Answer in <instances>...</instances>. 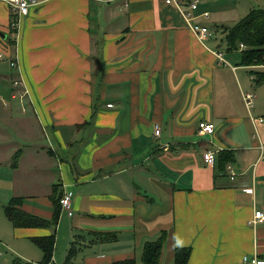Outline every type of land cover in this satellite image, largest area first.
<instances>
[{
  "label": "crops",
  "instance_id": "1",
  "mask_svg": "<svg viewBox=\"0 0 264 264\" xmlns=\"http://www.w3.org/2000/svg\"><path fill=\"white\" fill-rule=\"evenodd\" d=\"M243 4L264 0H201L197 14L209 13L213 33ZM11 20L0 0V50L30 94L0 87V204L22 198V211L48 222L73 193L70 217L60 207L56 226H11L14 238L53 234L50 264H143L162 233L159 264H173L176 248L191 249L187 264L264 259V223L250 224L264 213V82L249 73L264 66L242 67L221 30L201 44L165 0H40L15 37ZM201 121L212 135L198 134ZM207 150L234 152L225 176L203 162Z\"/></svg>",
  "mask_w": 264,
  "mask_h": 264
},
{
  "label": "trees",
  "instance_id": "2",
  "mask_svg": "<svg viewBox=\"0 0 264 264\" xmlns=\"http://www.w3.org/2000/svg\"><path fill=\"white\" fill-rule=\"evenodd\" d=\"M220 30L223 34L222 41L226 43V50L229 52H241L242 67L264 66V9H251L244 18L240 19L233 26H217L213 34L219 33ZM9 43H12V41L9 40ZM240 45L244 47L243 50H240ZM249 73L253 76V82L256 86L264 82V72L250 71ZM233 162L234 152L232 150L218 152L213 165L216 170L214 174L215 178L225 176L227 174L226 167ZM60 200H56L55 204H53L55 206L54 213L52 219L48 222L22 211V198L12 199L9 205L4 207V212L14 228H47L56 226L58 223ZM165 238L166 234L162 233L155 242L148 243L144 246L142 257H140L143 264H159ZM32 242L42 252L40 264H50L55 249L54 235L33 238ZM190 255V248H176L174 250L175 257L173 264H187ZM115 264H135V262L133 260H127Z\"/></svg>",
  "mask_w": 264,
  "mask_h": 264
},
{
  "label": "built area",
  "instance_id": "3",
  "mask_svg": "<svg viewBox=\"0 0 264 264\" xmlns=\"http://www.w3.org/2000/svg\"><path fill=\"white\" fill-rule=\"evenodd\" d=\"M7 3L9 10L11 12V23H10V35L12 37H15L17 35V30L19 28V24L21 19L24 16H27L29 14V11L32 8L37 7L40 4V0H1ZM165 2L168 5L174 6L185 18V21L187 23V26L189 30L196 36L197 40L205 45L206 42H208L212 37L213 33L209 29V27L206 25L207 20H209V13L204 12V13H199L198 12V7L201 3V0H165ZM244 47L240 45V50H243ZM5 51L0 50V61L4 59L6 54L4 53ZM217 58L220 61H223V57L221 56L220 53H216ZM11 67L17 68L18 64L16 59H12L10 63ZM14 87H19L22 89L24 92L21 93L20 99H22L25 95H28V91L26 87L24 86L23 82L21 79L15 80L13 83ZM13 98H15L13 96ZM255 97L254 93H247L244 95L243 101L248 110H251L254 107L255 104ZM260 122H263L264 120L261 118L259 120ZM215 127L212 123H209L207 121H201L198 124V134L200 136H207V135H212L215 131ZM154 135L155 137H159L160 131L157 126H155L154 129ZM264 144V142H263ZM261 149H264V146H261ZM203 162L206 165L213 166L215 163V157H216V152L212 150H207L206 152L203 153ZM228 173L231 175L230 179H234V174L231 170V168H228ZM249 194L251 191L248 192ZM247 193V194H248ZM72 198H73V193L71 191H64L63 196L61 197L60 200V207L62 211L70 217L72 215ZM264 223V213L263 211H255L253 220L250 221V224L253 226H256L258 224ZM243 264H264V259H261L257 256L253 257H243L242 259Z\"/></svg>",
  "mask_w": 264,
  "mask_h": 264
},
{
  "label": "rangeland",
  "instance_id": "4",
  "mask_svg": "<svg viewBox=\"0 0 264 264\" xmlns=\"http://www.w3.org/2000/svg\"><path fill=\"white\" fill-rule=\"evenodd\" d=\"M248 7H245L244 4L239 7V12H236V14L234 15V17H236L237 20L234 23L229 22L228 23L229 27L237 23L240 19L244 18L248 14V11L250 9L264 8L263 5H257V4H253L249 8ZM226 18L229 19L230 17L227 16ZM91 20L93 24L92 27L94 28L96 20H94V18H91ZM8 39L9 37L6 38L5 40L9 41ZM10 41H12L10 45L11 46L14 45L15 47L16 45V42L14 44L15 40H12L11 38ZM4 51L6 56L4 57L3 60L0 61V87L5 88V90L7 91L6 93L7 97L9 96L11 98V96L12 97L14 96L20 99L21 93H23L24 91L19 87H14L13 85L14 81L18 78L16 73V71L18 70L16 68L11 67L10 65L12 61L11 52L7 50V47L4 49ZM28 90L30 94L29 87ZM11 200H9L6 204H2V203L0 204V264H37L38 263L37 260L39 261L42 259L41 250L38 249L33 243L32 244L24 243L22 241H18V239L13 237L15 235V230L11 229V226L13 227V225L7 219L4 212V207L6 205H9ZM50 229H52V227ZM61 236L62 233L60 237ZM63 247H65V239L59 240L58 243L56 254L59 258L61 257V255L63 257L65 251L63 250Z\"/></svg>",
  "mask_w": 264,
  "mask_h": 264
},
{
  "label": "water",
  "instance_id": "5",
  "mask_svg": "<svg viewBox=\"0 0 264 264\" xmlns=\"http://www.w3.org/2000/svg\"><path fill=\"white\" fill-rule=\"evenodd\" d=\"M3 38H5V36H3Z\"/></svg>",
  "mask_w": 264,
  "mask_h": 264
}]
</instances>
